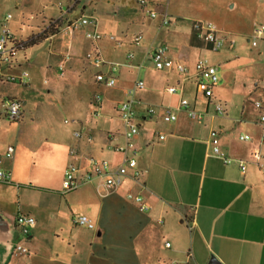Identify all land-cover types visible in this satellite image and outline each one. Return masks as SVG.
<instances>
[{"label": "crops", "instance_id": "crops-1", "mask_svg": "<svg viewBox=\"0 0 264 264\" xmlns=\"http://www.w3.org/2000/svg\"><path fill=\"white\" fill-rule=\"evenodd\" d=\"M189 1V9H195V2ZM140 5L132 4L125 14L124 32L137 26L131 42H112L116 51L104 55L119 63L116 71L107 65L102 67L117 78L116 84L107 86L94 76V82L109 93L105 99L115 103L119 122L113 127L104 123L113 116L101 113L103 99L96 102L95 96L87 104L92 115L82 116V123L78 116L85 103H81L76 91H66L62 79L66 72L79 75L83 59L93 67L86 56L94 45L86 37V31L94 28L92 25L71 30L64 23L61 30L44 39L51 42L43 80L39 74L32 79L30 73L25 82L0 79L3 84L20 83L9 84L10 91L3 93L22 102V116L16 120L24 119L25 110L31 109V132L46 124L52 131L41 142L29 147L19 145L17 154L0 160V166L10 172L9 181H0V264H208L213 257L222 264H264V125L259 121L260 109L255 106L257 100L264 104V37L253 43L255 29L264 24V0H216V6L201 5L198 12L192 11L194 15L208 16L217 25L219 35L224 37L219 51H213L210 42L194 29V21L203 20L201 17L191 18L188 29L178 23L164 29L162 18L157 19L160 4L152 8L157 11L156 17L148 13L153 24L144 32L147 15ZM68 10L52 17L75 15L77 20L87 15V5L82 0H72ZM166 13L167 10L162 16ZM138 33L143 34L140 44L133 42ZM124 44H135L139 50L129 51L134 54L132 58L127 53V63L120 58L119 47ZM163 44L168 46L170 58L189 66V73L179 72L176 67H155L163 73L160 76L146 66V78L131 81L130 69L143 68L152 59L151 53ZM220 51L218 70L222 74L214 86L213 100L209 101L194 75V65L200 57ZM134 58L136 63L130 61ZM10 63L15 68L22 65L17 54ZM171 77L174 82H169ZM137 80H144L146 85L132 90ZM163 80L168 81L166 85ZM170 86H176L177 91L169 92ZM189 92L191 99L187 97ZM119 96L124 98L116 99ZM183 97L190 100L201 117H190L185 108L177 109ZM249 99L254 105L247 103ZM123 100L132 101L138 112L135 121L140 126V176L136 178L130 168L120 187L108 189L104 178L94 174L92 180L64 192L62 183L70 163L89 171L88 156L107 158L112 167L122 162L123 153L113 150L112 144L126 141L128 126L118 110ZM215 102L223 103L225 114L216 113ZM59 106L79 111L73 116L75 126L66 128V124H71L66 118L61 126L57 125L54 115L40 120L44 118L42 110L58 111ZM149 107H154L155 112L148 114ZM167 107L177 112V120L163 119ZM2 115L6 116L4 104L0 107ZM76 130L84 136L76 137ZM213 130L218 132L221 149L231 162L225 163L214 154ZM158 133L166 137L159 139ZM241 134H248L249 138L240 139ZM87 136L92 139L88 141ZM3 137L0 133V154L10 145L3 146ZM240 160L247 163L245 171ZM129 191L143 194L151 208L142 211L127 198ZM21 213L36 219L27 236L17 224ZM77 214L90 217L95 228L77 224ZM167 242L171 245L167 246ZM19 243L27 246L29 252L17 253L15 247Z\"/></svg>", "mask_w": 264, "mask_h": 264}, {"label": "rangeland", "instance_id": "rangeland-1", "mask_svg": "<svg viewBox=\"0 0 264 264\" xmlns=\"http://www.w3.org/2000/svg\"><path fill=\"white\" fill-rule=\"evenodd\" d=\"M147 5H140L139 0H82L83 4L87 5L86 14L88 16L93 17L99 25V31L104 35L103 39H101L98 42V46H100V50L102 52V55H106V52L116 51L115 46L112 42H116L115 40H111L108 35L113 34L115 35L116 39L119 40V42H131V38L136 33L137 26L130 27V30L128 33L124 32V26L126 25L125 20V14L126 12H129L130 7L133 5H140L145 8L143 11L146 15V22L145 25L142 26L144 32L146 29H148L149 24H153V19L148 14L149 10L156 7L157 4L159 5V16L157 19H161L163 16V13L166 12L167 14L173 18L174 21L173 24L171 23L169 26H164V29L167 28H173L176 23L179 25H182V27L190 28L192 19L191 18H199L201 17L203 20L209 21L208 16H198L191 14L194 12H198V10L201 9L202 6L207 5H214L216 6V0H193V3L195 2V9H189L188 3L189 0H147ZM221 0H218V3ZM72 0H0V34L3 30L4 23H5V17L11 13L12 18L10 19L8 26L10 30L14 33L15 37L18 40L26 41L31 37L35 38V35H38L40 33V37H43V34H45V31L42 33L43 29L46 28L48 32H50L51 28V22L55 19L52 16H59L63 12H70L68 10L69 5H71ZM188 6V9H187ZM192 6V5H191ZM190 6V7H191ZM225 6V3H224ZM220 7V6H218ZM94 8H97V11H94ZM148 10V11H146ZM202 15V14H201ZM65 16V15H64ZM78 16L75 15H69L66 17H62L63 22L68 23V21H74ZM205 18V19H204ZM63 23V24H64ZM92 27L91 25H88ZM61 27H64L63 25ZM60 27L59 30L62 28ZM135 27V28H134ZM90 29V28H89ZM154 29L153 31H155ZM151 31V30H149ZM46 32L47 34H49ZM58 32V31H57ZM126 33V34H125ZM40 37L37 39L41 40ZM146 37V35H145ZM68 39L66 37V42H68ZM30 40V39H29ZM51 40V39H50ZM47 40H41L38 44L35 46H30L27 48L21 49L18 54L17 58L21 61L22 65L18 68H15L11 66L10 62H4L0 59V79H6L8 75L10 74H20L24 70H27L30 73V77L32 78L33 75L39 74L41 75L42 80L44 79V69L46 65H48L49 60V47H50V41ZM56 42L57 39H52ZM119 49L122 51L121 54V61L122 62H128L127 61V53L129 51H133L134 53L139 52L138 46L135 44L128 45L124 44ZM220 52H210L207 57L216 64L219 67V61H220ZM23 54H26V59L23 58ZM105 57V56H104ZM106 58V57H105ZM108 59V58H107ZM132 63H136V59L130 60ZM80 74L75 75L73 72H66V75L62 78L64 83L66 84V91L72 92V90L76 91L80 98L81 103H85L84 108H82V115L78 118L82 121V116L86 115H92V112H90V109L88 108V103L92 101L94 96L96 94H100L103 99V109L101 113L103 115H111L113 116V119L105 120L104 123L108 126H114L116 123L119 122V119L117 117L116 111H115V103L114 102H108L105 99L106 97H110L109 93H105L104 89L100 88L99 85H97L94 82V72L96 73L98 71L97 68L91 67L86 59H83L80 61ZM150 68V71L153 72V74H159L160 76L163 75L161 71H158L155 69L154 63L152 59H148L146 61V64L141 69H130V79L131 81L137 79V78H146L147 74V67ZM122 69H127V67H122ZM55 72H58L57 69L54 70ZM219 74H222V70H218ZM170 77V76H169ZM172 78V77H171ZM170 78V79H171ZM33 79V78H32ZM165 79V78H164ZM4 84L0 81V107L2 101L8 96H4L5 92L10 91L11 86L9 84H20L17 82L12 81H3ZM164 85L168 81L163 80L162 81ZM169 82H174L173 78ZM16 86V85H13ZM190 92L193 91V85L192 88L190 87ZM190 92L187 94V97L191 99ZM53 98H56L55 95L52 96ZM124 97H117L116 99H123ZM247 103L250 104V106L254 105L253 100H247ZM27 107H25L26 109ZM87 108V111H85ZM49 110H42L41 114L44 116L43 119L45 120L49 118V115H54V121L55 123L60 124L64 121V119H68L71 121V124H66L65 127L70 129L73 126L76 125L75 119H73V116L78 113L79 111L74 109H65L62 106L58 107V111L53 108H48ZM26 113H24L23 118L21 120H10L6 116L0 117V133H3L5 137H3V146L7 147L8 144L13 145L15 148L14 154H17L20 150L19 145H24L29 147L30 145L35 144L36 142H41L43 137H47L52 131L51 128L46 124L41 129L39 128L37 132L33 133L31 132V125H32V118H31V109L25 110ZM50 113V114H49ZM90 115V116H91ZM102 115V116H103ZM63 126V125H62ZM92 199L90 200V202ZM78 215V214H77Z\"/></svg>", "mask_w": 264, "mask_h": 264}, {"label": "built area", "instance_id": "built-area-1", "mask_svg": "<svg viewBox=\"0 0 264 264\" xmlns=\"http://www.w3.org/2000/svg\"><path fill=\"white\" fill-rule=\"evenodd\" d=\"M142 5H147V0H139ZM148 11V10H147ZM149 14L152 17L157 16V11L154 9H150ZM12 18V14L9 13L5 17V23L3 30L0 34V59L4 62H11L13 57L18 54V52L24 48L26 41L18 40L14 33L10 30L8 23ZM175 20L171 18L167 13L162 17V25H170ZM98 22L93 19L91 16H83L79 19H75L74 21H69L67 24L68 28L71 30L82 27L92 25L93 29H88L86 31V37L93 42V48L87 52L86 56L89 60L90 64L97 68L98 71L95 74L96 80L106 84L107 86H114L117 82V78L113 74H109L108 72H104L102 70L103 66H109L111 71H116L119 67V63L109 61L102 55L98 42L103 39L104 35L97 29ZM194 29L197 31L198 35L201 38H204L211 44V49L213 51H219L224 44V37L220 36L218 33L217 25L212 21L206 20H196L193 23ZM46 31V28L43 29L42 33ZM108 37L111 40H115L119 42L115 35L109 34ZM264 37V24L258 25L255 29V38L253 41L254 44L257 43V39ZM143 40V34L138 33L134 36L133 42L136 44H140ZM120 43V42H119ZM133 52L128 53V58L133 57ZM151 58L155 64L157 69H172L177 68L179 72L184 74L189 73V66L182 62H175L172 58L168 56V46L163 44L158 46L152 53ZM62 71L65 69V63L60 65ZM194 75L197 77L199 81V85L203 88L205 96L209 99V101L214 97V86L218 84L220 80V75L218 72V66L211 62V60L207 57H200L194 65ZM29 76L28 71H24L21 75H9L7 76L10 80H19L25 82ZM146 85L144 80H137L135 87L132 90L142 89ZM168 91L174 93L177 91L176 86L168 87ZM96 102H100L102 100V96L100 94L95 95ZM5 107V115L10 120L19 119L22 116V102L16 98L6 97L3 101ZM215 111L218 114H225L226 108L221 102H215ZM255 106L260 109L259 121L262 125H264V104L261 100L255 101ZM185 108L188 115L190 117L200 116L190 105V100L187 97H183L180 101L177 109ZM118 110L121 119L128 126L125 131L126 141L123 143H113L112 149L118 152L123 153V160L117 166L112 167L111 161L107 158H98L95 156L87 157V165L90 167V170H83L77 163H70L66 169L64 174V179L62 183L63 191L69 192L74 189H77L85 182H88L93 179L94 174L96 176H102L104 178L105 185L108 189H114L120 187L124 183V179L127 175H129L130 168L134 170V176L137 178L140 176L141 171L138 168V153L139 148L137 145V137L140 131L139 124L135 121V118L138 116V112L135 109L133 102L130 100H123L118 105ZM154 107H149L147 110L148 114H152L155 112ZM163 119L165 121H175L178 119L177 112L171 107H167L163 111ZM66 122H71L66 119ZM76 137H83L84 134L81 130H76L74 132ZM159 139H164L166 134L158 133L156 135ZM88 141L92 139L91 136L86 137ZM248 134H241L240 139H248ZM211 142L213 145V152L218 157L222 158L225 163H229L232 159L225 154V152L221 149L219 144L218 132L213 130L211 132ZM15 148L13 145H9L4 152V154H0V160L5 157H12L14 154ZM72 154L75 153V150L71 151ZM259 155V154H258ZM259 157V156H258ZM240 167L243 171L247 169V163L244 160L239 161ZM10 180V172L3 167L0 166V181H9ZM127 198L138 205V207L142 211H147L151 208V205L146 201L143 194L135 193L129 191L127 193ZM17 224L20 227L22 233L24 235H28L30 232V228L35 225L36 219L34 216L29 214L21 213L17 216ZM74 221L79 225H84L89 228H95L94 221L85 214L77 215ZM167 246L171 245V242L166 243ZM17 253H27L29 252V248L24 244H17L15 247Z\"/></svg>", "mask_w": 264, "mask_h": 264}, {"label": "trees", "instance_id": "trees-1", "mask_svg": "<svg viewBox=\"0 0 264 264\" xmlns=\"http://www.w3.org/2000/svg\"><path fill=\"white\" fill-rule=\"evenodd\" d=\"M63 20H62V17L58 18V19H54L52 22H51V28H50V32H48L47 30L45 31V34H43V37L41 38L38 34L37 36L34 37H31L29 38L28 40H26V43L24 45V48H27V47H30V46H33L35 44H38L39 41L43 40V39H46L48 36H50L51 34H54L56 33L57 31H59L60 27L63 25ZM46 32H48L49 34H47ZM38 37H40L41 40L37 39Z\"/></svg>", "mask_w": 264, "mask_h": 264}, {"label": "water", "instance_id": "water-1", "mask_svg": "<svg viewBox=\"0 0 264 264\" xmlns=\"http://www.w3.org/2000/svg\"><path fill=\"white\" fill-rule=\"evenodd\" d=\"M208 264H222L217 258L213 257Z\"/></svg>", "mask_w": 264, "mask_h": 264}]
</instances>
